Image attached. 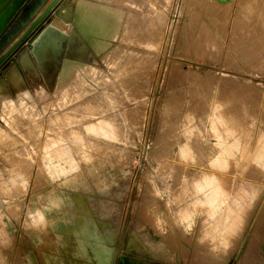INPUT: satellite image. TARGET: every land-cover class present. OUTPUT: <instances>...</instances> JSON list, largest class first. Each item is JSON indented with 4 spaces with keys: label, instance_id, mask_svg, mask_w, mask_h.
Here are the masks:
<instances>
[{
    "label": "rangeland",
    "instance_id": "obj_1",
    "mask_svg": "<svg viewBox=\"0 0 264 264\" xmlns=\"http://www.w3.org/2000/svg\"><path fill=\"white\" fill-rule=\"evenodd\" d=\"M122 1L74 0L122 12L95 72L59 84L65 42L0 85V264H264V0Z\"/></svg>",
    "mask_w": 264,
    "mask_h": 264
},
{
    "label": "bare ground",
    "instance_id": "obj_2",
    "mask_svg": "<svg viewBox=\"0 0 264 264\" xmlns=\"http://www.w3.org/2000/svg\"><path fill=\"white\" fill-rule=\"evenodd\" d=\"M8 1L9 0H0V10L3 11V13L0 14V27H1V23H3L6 17L11 15L13 11L12 5H9L7 8L5 7V4ZM58 1L60 0H55L54 2L50 3L49 7L52 8ZM109 1L113 2V0H109ZM114 1L117 2L118 0H114ZM118 3H120V1ZM73 6H74V0H72V4L71 3L69 4L67 2H62L60 6L56 8V10H54V17L31 40L28 41L27 46L21 49V51L18 54V62H20L21 65H23V63L25 64V66L34 65L35 61H37L39 63L40 68L44 69L45 61L51 62V61L56 60L58 62L59 59H57V57H59L61 51L63 50L64 43L67 42L68 53H69L68 55L70 56H68L67 58H63L58 68L59 69V72H58L59 84L61 81L65 82L66 79H68L70 75H72V73L76 71L80 72L82 68L84 69L85 67H91L90 72H95L96 68L93 69L91 65H87L85 64L86 62H84L85 55L88 49V46L85 43L84 39L88 40V42L90 41L89 43H91L92 48L94 49L95 47V49L100 52L102 48L106 47V44L103 40L108 37L111 38L113 36V34L115 33V28L118 24V21L119 19H121V16H122L121 11L115 8H110L107 5H92V6L91 5L90 6L80 5L75 11H73ZM135 24H137V26L140 25L139 19H138V22H136ZM76 38L78 39V44L77 46L73 48V46L75 45L74 43L76 42ZM123 38H125V36H123ZM121 49L122 48H117L114 51L113 57L118 52H120ZM23 54H27V55H25L23 59V63H22ZM17 66L18 64L16 63L15 66L11 68V71L9 72V74H7L8 81L15 80L16 75H17L15 71L17 69ZM86 69L88 70V68ZM97 70L101 71V69L99 68H97ZM100 71H97L96 73L99 72L101 74ZM90 72H87V74L88 73L90 74ZM36 73L39 74L37 67H36ZM96 75H93V76H96ZM85 76L86 75L84 74V78ZM1 89L2 87L0 86V103L2 105L3 102L9 98H7L4 93H2ZM65 89L67 90L68 88L66 87ZM9 104L10 102L7 103L8 106ZM10 105L12 107V104Z\"/></svg>",
    "mask_w": 264,
    "mask_h": 264
},
{
    "label": "water",
    "instance_id": "obj_3",
    "mask_svg": "<svg viewBox=\"0 0 264 264\" xmlns=\"http://www.w3.org/2000/svg\"><path fill=\"white\" fill-rule=\"evenodd\" d=\"M219 2L225 3V2H229L232 0H217ZM28 2L29 0H9L6 4L5 7L7 8L9 5H12L13 11L11 13V15H9L8 17H6L5 21L3 23H1V27H0V38L3 36V34L5 32H7V30H9V28L14 24L15 20L17 19V17L19 16V14L21 13V11L24 8H27L28 6ZM54 8H50L48 9L46 12L48 11H54ZM3 11L0 10V14H2ZM22 25L21 23L19 24ZM18 27V28H19ZM32 28H34V26H32ZM19 31V30H18ZM18 31H16L12 37H14L16 35V33H18ZM13 33V32H12ZM22 44V41H17L16 43H14L11 47V51L10 53L7 52L5 53L2 57H0V68L2 65H4V61L6 60V58L9 56V54H11L12 52H14L20 45ZM1 77V76H0Z\"/></svg>",
    "mask_w": 264,
    "mask_h": 264
},
{
    "label": "crops",
    "instance_id": "obj_4",
    "mask_svg": "<svg viewBox=\"0 0 264 264\" xmlns=\"http://www.w3.org/2000/svg\"><path fill=\"white\" fill-rule=\"evenodd\" d=\"M19 26V23H18V25H17V27ZM16 27V28H17ZM10 29V28H9ZM13 34L14 33H9V30H7V32H5L4 34H3V36L0 38V42H4L3 43V45H1L0 46V53H3V51H5V49H6V47H7V44L16 36H14V37H12L13 36ZM5 54V53H4ZM36 62V61H35ZM18 64H20V65H18L17 66V69H16V73H17V75H16V78H15V80L14 81H10V83H7L6 81H2L1 83H0V85H26L25 83H27V82H22L23 80H24V78H25V76H27V74L25 75L23 72H21V69H20V67L21 66H23V65H21V63L20 62H18ZM29 66H31V65H28V67ZM34 66H35V68H34V72H31V74H37L36 73V65L34 64ZM24 67V66H23ZM27 67V66H26ZM26 67H24V68H26ZM7 83V84H6Z\"/></svg>",
    "mask_w": 264,
    "mask_h": 264
},
{
    "label": "flooded vegetation",
    "instance_id": "obj_5",
    "mask_svg": "<svg viewBox=\"0 0 264 264\" xmlns=\"http://www.w3.org/2000/svg\"><path fill=\"white\" fill-rule=\"evenodd\" d=\"M34 0H29V2H28V6H27V8H24L23 10L24 11H28L33 5H34ZM22 10V11H23ZM22 11H21V13L19 14V16L17 17V19L15 20V22H14V24L10 27V29H9V33H12L14 30H16V25H18V23L20 22V18H21V15H22ZM3 43L4 42H0V46L1 45H3ZM117 264V263H116Z\"/></svg>",
    "mask_w": 264,
    "mask_h": 264
}]
</instances>
